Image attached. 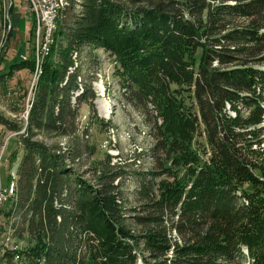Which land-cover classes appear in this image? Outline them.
<instances>
[{
  "label": "trees",
  "instance_id": "obj_1",
  "mask_svg": "<svg viewBox=\"0 0 264 264\" xmlns=\"http://www.w3.org/2000/svg\"><path fill=\"white\" fill-rule=\"evenodd\" d=\"M81 2L57 21L17 134L23 158L0 233L28 241L0 244V264H264V0ZM97 49L115 59L128 101L150 107L154 149L176 155L188 178L155 189L140 177L141 215H127L122 164L106 155L91 184L65 162L94 153L77 112L84 105L98 120ZM34 64L14 62L6 74ZM0 125L23 129L2 116ZM201 125L203 161L191 148ZM10 219L15 228L4 227Z\"/></svg>",
  "mask_w": 264,
  "mask_h": 264
},
{
  "label": "rangeland",
  "instance_id": "obj_2",
  "mask_svg": "<svg viewBox=\"0 0 264 264\" xmlns=\"http://www.w3.org/2000/svg\"><path fill=\"white\" fill-rule=\"evenodd\" d=\"M67 1L69 5L72 4L73 13H80L81 0ZM41 44L43 42L37 45L34 19L32 15L30 17L25 13L23 1L0 0V116L8 121L20 123L23 127L22 131L15 133L0 125V180L2 185L7 183L8 186L12 172L18 178L23 158V146L20 144L17 134H22L27 126V113L35 92L37 78L41 74L40 64L48 54L52 43L48 45L45 53L41 51ZM93 53L95 61L92 63L95 64H92L91 71L94 73L95 79L91 85L95 93L94 107L98 120H94L95 123L91 121L88 108L82 105L77 112V121L82 129L87 130L85 139L89 146L94 147V153L91 157H81L76 163L68 157V162H65L69 167H72L74 172L80 174L91 184L94 183L92 176L94 164L106 155L111 157L113 163L122 164L121 167L124 171L131 174L125 177L122 186L127 199V215L128 217L141 215L139 211L141 204L138 203L135 196L140 177L145 178L155 189H159L160 185L166 182L187 183L186 171L180 162H178L179 164L173 163V159H177L176 155H168L164 150L154 149L156 133L151 126V117L153 116L151 109L149 106H146L147 109L134 107L128 101L127 92H124L120 84L117 74L118 65L115 59L99 49L94 50ZM26 59L34 60L33 69L32 67L21 68L19 71L11 72L10 76L6 74L12 63ZM262 67L264 69V66ZM192 100L189 98L188 101L192 102ZM239 112L243 117H246L247 113L244 108L239 107ZM227 113L231 117L235 115L234 112L227 111ZM262 121L261 127L264 128V115ZM202 130L201 125V133L197 132L198 134L193 135L191 145V148L197 151L200 161L207 157L203 153V147H205V151L208 149ZM45 141L58 145L62 152H65L69 147L67 139L48 138ZM260 147V152L264 155V144ZM244 188L250 189L248 186H244ZM4 222V218L0 215V226L6 223ZM8 222L9 224L4 227L15 228L14 220L10 219ZM135 229L139 230L140 228ZM8 230L7 233H0V244L12 247L15 242L18 249L25 248L28 241L27 236L22 235V239L12 238V230ZM172 237L177 239L175 233L172 234ZM167 257H171L170 253ZM137 264H141V261H138Z\"/></svg>",
  "mask_w": 264,
  "mask_h": 264
},
{
  "label": "bare ground",
  "instance_id": "obj_3",
  "mask_svg": "<svg viewBox=\"0 0 264 264\" xmlns=\"http://www.w3.org/2000/svg\"><path fill=\"white\" fill-rule=\"evenodd\" d=\"M59 3H55L53 7V16L50 21V30L46 33L45 26H43L44 9L40 0H29V8L31 15L34 19V33L36 36L37 45L43 42L42 52L45 53L48 49V45L52 43V36L56 30L57 19H59L62 11L68 6L67 0H57ZM42 47V44H41ZM39 71V69H38ZM100 106V105H99ZM101 109V107H99ZM11 179L7 188L10 190L7 192L6 200L12 198L16 192L17 176L14 172L11 173ZM2 195V186H0V198ZM2 204H0L1 206Z\"/></svg>",
  "mask_w": 264,
  "mask_h": 264
},
{
  "label": "built area",
  "instance_id": "obj_4",
  "mask_svg": "<svg viewBox=\"0 0 264 264\" xmlns=\"http://www.w3.org/2000/svg\"><path fill=\"white\" fill-rule=\"evenodd\" d=\"M22 1H23V8H24L25 13L31 17V11L29 8V0H22ZM40 1L44 9L43 26H45V31L47 33L48 30H50V21L53 16V7L55 3H59V2L57 0H40ZM42 49H43V44H42L41 51ZM0 186H2V195L0 198V204H4L6 202L7 192L10 189L7 188V183L5 185H2L1 180H0Z\"/></svg>",
  "mask_w": 264,
  "mask_h": 264
}]
</instances>
